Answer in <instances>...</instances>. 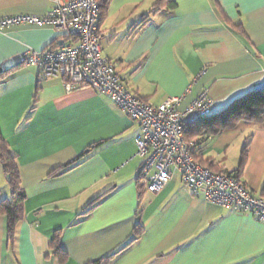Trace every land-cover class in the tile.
Returning <instances> with one entry per match:
<instances>
[{
  "label": "crops",
  "instance_id": "obj_1",
  "mask_svg": "<svg viewBox=\"0 0 264 264\" xmlns=\"http://www.w3.org/2000/svg\"><path fill=\"white\" fill-rule=\"evenodd\" d=\"M101 1L103 56L136 96L154 105L183 97V110L207 90L217 113L264 85V0H172L175 8L159 11L157 0ZM51 7L0 0V19L43 16ZM68 42L47 25L0 32L1 72L19 66L0 82V131L26 193L12 246L0 216V264H90L111 255L107 264H264V222L207 202L178 171L161 192H148L138 181L139 125L109 96L89 87L68 92L61 78L39 81L36 67L18 61L28 48ZM248 142L239 178L264 199V121L204 138L197 158L232 174ZM0 187L7 195L1 161ZM57 235L60 255L51 247Z\"/></svg>",
  "mask_w": 264,
  "mask_h": 264
},
{
  "label": "built area",
  "instance_id": "obj_2",
  "mask_svg": "<svg viewBox=\"0 0 264 264\" xmlns=\"http://www.w3.org/2000/svg\"><path fill=\"white\" fill-rule=\"evenodd\" d=\"M43 16L17 15L0 19V32L13 26H51L69 42L37 51L28 48L18 61L38 69V80L61 78L66 91L89 87L109 96L114 104L137 123V156L142 159V187L161 192L172 177L181 174L194 193L203 191L207 202L252 215L264 222V199L255 197L235 175L214 172L197 163L192 143L185 140L186 127L212 113L214 102L207 90L185 109L183 97H168L160 105L144 100L125 85L114 64L103 56L101 47V4L98 0H50Z\"/></svg>",
  "mask_w": 264,
  "mask_h": 264
},
{
  "label": "trees",
  "instance_id": "obj_3",
  "mask_svg": "<svg viewBox=\"0 0 264 264\" xmlns=\"http://www.w3.org/2000/svg\"><path fill=\"white\" fill-rule=\"evenodd\" d=\"M101 4L102 1L98 0ZM164 6H167L170 9L175 8V3L172 0H157V3L154 5L155 11L161 10ZM148 22V16L144 17L142 21L137 25L136 30L143 28ZM240 27V26H239ZM17 67H13L8 70L0 72V82L7 78L9 75L17 71ZM264 121V85L256 89L250 90L243 95L232 100L223 110L217 113H211L205 118L199 119L194 123H190L186 127L185 131V140L188 143H192L191 152L194 156V159L197 163L202 166L209 167L214 172L228 174L223 171V169L216 167L215 163L212 160H207L202 162L199 160L201 155L200 153V144L204 138H214L219 135L222 131L234 128L240 122L254 123L259 124ZM249 142L246 144L242 151V157L239 162L238 168L228 175H235L239 177L240 173L243 171L244 166L247 160V152L249 147ZM100 143L91 145L85 153L78 157L75 161L67 165L65 170L71 169L78 165L83 158H85L92 150L97 148ZM0 161L3 166V173L6 180L8 195L3 196L2 188L0 187V216H3L7 220V241L10 246L13 245L15 241V235L18 225L24 220L25 210L24 202L26 199L25 190L22 187L20 173L18 169V164L16 162V156L10 151L8 144L5 142L1 135L0 131ZM142 177L139 178V182ZM142 191V189H141ZM263 196H264V187H263ZM103 196H100L95 201H93L90 206L85 210V214L91 212L96 208ZM140 234V231L137 230V236ZM59 236L57 235L53 242L52 248L56 255L63 253L60 244ZM114 255L105 257L99 261L92 262L90 264H107L109 260Z\"/></svg>",
  "mask_w": 264,
  "mask_h": 264
},
{
  "label": "rangeland",
  "instance_id": "obj_4",
  "mask_svg": "<svg viewBox=\"0 0 264 264\" xmlns=\"http://www.w3.org/2000/svg\"><path fill=\"white\" fill-rule=\"evenodd\" d=\"M6 192L8 193V191H5V193H6ZM7 195H8V194H7ZM7 195H4V197H6Z\"/></svg>",
  "mask_w": 264,
  "mask_h": 264
},
{
  "label": "water",
  "instance_id": "obj_5",
  "mask_svg": "<svg viewBox=\"0 0 264 264\" xmlns=\"http://www.w3.org/2000/svg\"><path fill=\"white\" fill-rule=\"evenodd\" d=\"M0 72H1V70H0Z\"/></svg>",
  "mask_w": 264,
  "mask_h": 264
}]
</instances>
